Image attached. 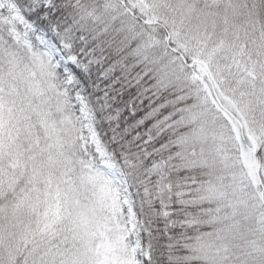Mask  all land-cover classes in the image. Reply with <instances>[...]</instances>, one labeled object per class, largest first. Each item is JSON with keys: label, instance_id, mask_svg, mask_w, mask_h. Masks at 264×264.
Here are the masks:
<instances>
[{"label": "snow or ice", "instance_id": "obj_1", "mask_svg": "<svg viewBox=\"0 0 264 264\" xmlns=\"http://www.w3.org/2000/svg\"><path fill=\"white\" fill-rule=\"evenodd\" d=\"M0 264H264V0H0Z\"/></svg>", "mask_w": 264, "mask_h": 264}]
</instances>
